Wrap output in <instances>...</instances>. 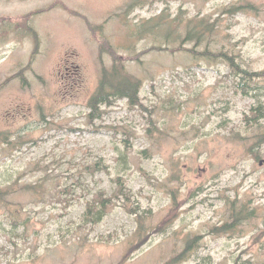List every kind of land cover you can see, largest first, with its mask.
I'll list each match as a JSON object with an SVG mask.
<instances>
[{
	"label": "rangeland",
	"instance_id": "rangeland-1",
	"mask_svg": "<svg viewBox=\"0 0 264 264\" xmlns=\"http://www.w3.org/2000/svg\"><path fill=\"white\" fill-rule=\"evenodd\" d=\"M162 13L181 18L137 37ZM203 17L199 51L264 73V0H0V264H264V117H244L264 112V79L245 94L219 58L150 50ZM102 39L139 104L91 108L114 63ZM232 201L255 213L221 233Z\"/></svg>",
	"mask_w": 264,
	"mask_h": 264
},
{
	"label": "trees",
	"instance_id": "trees-1",
	"mask_svg": "<svg viewBox=\"0 0 264 264\" xmlns=\"http://www.w3.org/2000/svg\"><path fill=\"white\" fill-rule=\"evenodd\" d=\"M31 15V14H30ZM165 13L157 15V18L155 20V23L152 21H146L145 25H148L145 27V30L142 31L141 27L137 29V37H143L145 35V32L147 30H151L152 33H154L155 30H158V25L160 24V21L163 22L162 27H169V24L171 22H175L178 20V18H181L179 15L173 21L164 20ZM195 22V23H193ZM188 23V22H187ZM165 24V26H164ZM188 29L183 38L180 40V44L175 47H166L161 45H155L152 49H167L170 48L171 50H180L181 48L186 49L188 52H191L195 55L199 56H205V58L214 60L219 58L220 60L229 63L232 66V69L235 71V74L240 76V81L237 83V87L242 90L243 93L248 94V90L251 89V81L256 74L253 72H249L246 69H242L238 65L235 64V56L234 54L229 50L219 49L216 51H212L208 46H205L204 51L198 50V45L203 41L204 32L206 30L212 29V24L203 17L200 20H193L190 19L188 23ZM95 30H93L94 33ZM135 35V34H134ZM164 36V34H163ZM165 36H172V33L167 32ZM195 40L194 46L192 48L185 47L182 43H185L189 40ZM101 45L107 49L105 51L111 53V56L113 57V65L109 69H103L101 72L102 78L98 84V88L96 92L93 94V96L90 98V106L92 109H95L98 104H110L112 102V98H127L130 105L134 106L140 103V97L139 92L142 88V82L141 80L136 77L132 76L131 74H128L125 70V66L121 60V57L118 55L117 51L112 47L111 43L107 39H102ZM101 47V48H103ZM144 52H148L144 51ZM142 52V54H144ZM129 59H132L129 57ZM215 61V60H214ZM217 61V60H216ZM215 61V62H216ZM258 76L262 77L264 79V73L258 74ZM257 76V77H258ZM262 104L258 103V106L254 107L257 112H255L253 109L249 114L244 115L245 121L247 124H255L256 121H258L260 118L264 117L262 114ZM257 140L258 143L264 142V133H258L257 134ZM106 198L102 197L96 200V203L90 204L86 210V213L84 214L85 219L89 222H99L101 219H103V214L106 210V205L109 202H106ZM235 201H232V210H231V217L225 221L222 227L217 228V230L221 233L223 232H234L235 229L239 226V223L242 221H246L247 219L251 218L254 215V209H251L249 203L243 204L240 208L236 209ZM191 243V242H190ZM189 243V244H190Z\"/></svg>",
	"mask_w": 264,
	"mask_h": 264
},
{
	"label": "water",
	"instance_id": "water-1",
	"mask_svg": "<svg viewBox=\"0 0 264 264\" xmlns=\"http://www.w3.org/2000/svg\"><path fill=\"white\" fill-rule=\"evenodd\" d=\"M260 163H261V161H260Z\"/></svg>",
	"mask_w": 264,
	"mask_h": 264
}]
</instances>
